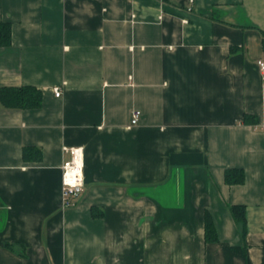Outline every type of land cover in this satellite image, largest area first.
Wrapping results in <instances>:
<instances>
[{"label":"crops","instance_id":"1","mask_svg":"<svg viewBox=\"0 0 264 264\" xmlns=\"http://www.w3.org/2000/svg\"><path fill=\"white\" fill-rule=\"evenodd\" d=\"M1 21L0 86L43 101L0 102V264H264V0H0Z\"/></svg>","mask_w":264,"mask_h":264},{"label":"trees","instance_id":"2","mask_svg":"<svg viewBox=\"0 0 264 264\" xmlns=\"http://www.w3.org/2000/svg\"><path fill=\"white\" fill-rule=\"evenodd\" d=\"M12 42V25L10 22H0V46H8ZM263 48H264V33H263ZM43 101V92L41 89L31 86H0V102L6 108L30 109L38 108ZM252 117V116H250ZM249 115L244 118L247 121ZM23 156L26 160L39 161L42 159V152L36 147H25ZM246 175L243 168H228L225 171V181L227 184L235 185L245 182ZM232 215L241 227L243 236L245 237L248 231L246 206L235 204L231 206ZM94 215L97 213L94 212ZM206 235L208 241H217L218 234L214 226L213 218L209 210L206 212Z\"/></svg>","mask_w":264,"mask_h":264},{"label":"built area","instance_id":"3","mask_svg":"<svg viewBox=\"0 0 264 264\" xmlns=\"http://www.w3.org/2000/svg\"><path fill=\"white\" fill-rule=\"evenodd\" d=\"M258 64L264 72V61L259 60ZM56 96H61L62 89L54 88ZM141 111L133 110L130 126L139 123ZM64 151L70 154V157L65 160L62 166V199L65 208L72 207L77 198L84 190L85 186V159L84 148L82 146H64Z\"/></svg>","mask_w":264,"mask_h":264}]
</instances>
